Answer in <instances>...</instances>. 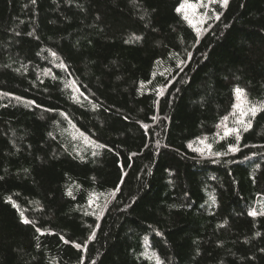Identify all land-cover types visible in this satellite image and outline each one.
<instances>
[{
	"label": "trees",
	"instance_id": "obj_1",
	"mask_svg": "<svg viewBox=\"0 0 264 264\" xmlns=\"http://www.w3.org/2000/svg\"><path fill=\"white\" fill-rule=\"evenodd\" d=\"M182 2L0 0V264H264V111L188 145L264 85V0Z\"/></svg>",
	"mask_w": 264,
	"mask_h": 264
},
{
	"label": "rangeland",
	"instance_id": "obj_2",
	"mask_svg": "<svg viewBox=\"0 0 264 264\" xmlns=\"http://www.w3.org/2000/svg\"><path fill=\"white\" fill-rule=\"evenodd\" d=\"M196 2L197 0L192 3L195 4ZM203 3L204 0H202V6H198L195 12H193L191 8L186 7L184 9L186 16L198 29H201L205 22V12L202 10V7L204 6ZM237 88L243 89L244 94L238 98V94L236 93V101L234 105L240 104L242 107H247L246 101H250L251 103L264 101V85L256 86L247 83H240L235 86V89ZM232 113H235V115H232ZM224 116H228L229 119L222 124L221 121ZM251 118L250 115L241 116L240 109L233 106L230 112L216 117L206 126L200 128L190 140L188 144L189 148L199 156L214 154L216 153V145L219 141L229 136L237 135L244 130V126L238 123L239 120L247 122ZM229 129H238L239 131L238 133L232 132L226 135V132H228ZM91 204L94 209H97V207H99L98 199H93Z\"/></svg>",
	"mask_w": 264,
	"mask_h": 264
},
{
	"label": "snow or ice",
	"instance_id": "obj_3",
	"mask_svg": "<svg viewBox=\"0 0 264 264\" xmlns=\"http://www.w3.org/2000/svg\"><path fill=\"white\" fill-rule=\"evenodd\" d=\"M33 3H35V0H32ZM210 2H216V0H210ZM220 3H222L223 5H227L228 4V0H219ZM198 6H202V0H197V2L194 4L191 2V0H183V2L181 3V5L177 8V11L180 12L182 10H184L186 7L187 8H191L193 10V12H195L196 8ZM188 17L185 16V19H187ZM218 18V17H217ZM53 55H55L53 53ZM61 67H63V65H61ZM235 92L238 94V98H240L243 94H244V90L237 88L235 89ZM19 99V98H17ZM247 107H242L240 104L234 105L235 108L240 109V115L241 116H248L250 115L251 117H255L256 114L260 111H264V101L261 102H257V103H251L250 101H246ZM232 115H235V113H232ZM229 119L228 116H224L222 118L221 123L223 124L224 122H226ZM238 123L242 124L244 126V130H247L249 127H251V119H249L247 122L243 121V120H239ZM238 129H229L228 132H226L227 134H230L232 132H237L238 133ZM237 138H239L237 136ZM233 151H235L236 149L233 148ZM0 179H2V177H0ZM71 194V193H69ZM261 215H264V212L260 213ZM249 215L252 216H256L257 212L256 211H252L249 213ZM25 223H29L30 221L25 220ZM39 231V229H38ZM77 248H80L81 245L77 244L76 245Z\"/></svg>",
	"mask_w": 264,
	"mask_h": 264
}]
</instances>
